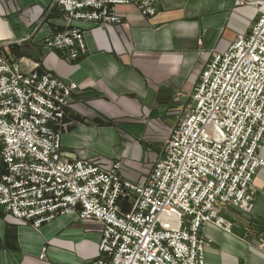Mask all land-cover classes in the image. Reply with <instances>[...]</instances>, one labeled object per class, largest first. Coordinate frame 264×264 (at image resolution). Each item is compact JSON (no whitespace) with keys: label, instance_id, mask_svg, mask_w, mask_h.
<instances>
[{"label":"built area","instance_id":"2783aa9c","mask_svg":"<svg viewBox=\"0 0 264 264\" xmlns=\"http://www.w3.org/2000/svg\"><path fill=\"white\" fill-rule=\"evenodd\" d=\"M159 1L57 0L65 28L43 47L78 62L88 53L82 24L115 26L126 5L154 17ZM252 5L250 33L210 57L145 185L123 179L118 161L70 158L62 137L79 86L0 53V208L37 230L60 216L101 222L92 264H205L204 226L230 232L219 208L251 211L264 167V1Z\"/></svg>","mask_w":264,"mask_h":264},{"label":"crops","instance_id":"0c3cea01","mask_svg":"<svg viewBox=\"0 0 264 264\" xmlns=\"http://www.w3.org/2000/svg\"><path fill=\"white\" fill-rule=\"evenodd\" d=\"M261 1L160 0L154 17L119 6V24L80 26L88 53L72 62L42 43L65 28L57 0H0V53L26 72L48 71L79 86L62 137L70 158L84 150L105 168L121 160V177L145 185L160 157L158 144L167 140L208 60L250 33L258 18L252 4ZM95 145L117 151L105 155L90 149ZM259 153L264 158V144ZM251 190V211L219 208L230 232L213 222L204 226L205 264H264V167ZM103 229L95 220L60 216L37 230L0 208V264H92Z\"/></svg>","mask_w":264,"mask_h":264},{"label":"rangeland","instance_id":"374dc122","mask_svg":"<svg viewBox=\"0 0 264 264\" xmlns=\"http://www.w3.org/2000/svg\"><path fill=\"white\" fill-rule=\"evenodd\" d=\"M200 79V78H199ZM199 81V80H198ZM198 83V82H197ZM197 85V84H196ZM196 87V86H195ZM195 89V88H194ZM193 94V93H192ZM191 98H192V95L187 99V101H186V104H185V107H184V109H183V113H181V114H179L178 116H177V118H176V121H175V123H174V125H173V127H172V129L170 130V132H169V134H168V138H167V140L163 143V145H159L158 144V146L160 147V157H159V159L161 158V156L163 155V151H164V148H165V145H166V143H167V141H168V139H169V137H170V133L174 130V128L177 126V122H178V119L179 118H181L185 113H187V111L189 110V108H190V106H191ZM195 105V104H194ZM66 131H68V128H67V130ZM65 132V131H64ZM147 146V148H150V147H148V145H146ZM113 147H115V146H113V145H111V146H101V145H95V146H91V148L90 149H93V150H96V149H98L101 153H104L105 155L106 154H109L110 153V155H111V153H113V151L114 150H116L117 148H113ZM113 148V149H112ZM86 151H88L87 149H86ZM97 151V150H96ZM117 151V150H116ZM86 154V152L83 150V151H79V153H78V155H79V158H83V159H88V157L85 155ZM88 155V154H87ZM93 158V157H92ZM158 159V160H159ZM117 161V160H116ZM116 161H114V162H116ZM118 162H120L121 163V166H122V161L121 160H118Z\"/></svg>","mask_w":264,"mask_h":264}]
</instances>
